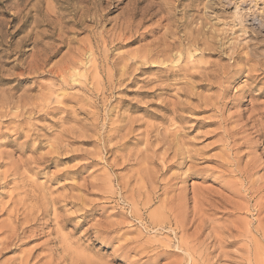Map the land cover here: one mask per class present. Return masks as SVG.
Wrapping results in <instances>:
<instances>
[{"label":"rangeland","instance_id":"rangeland-1","mask_svg":"<svg viewBox=\"0 0 264 264\" xmlns=\"http://www.w3.org/2000/svg\"><path fill=\"white\" fill-rule=\"evenodd\" d=\"M78 1L0 0V264H264V0Z\"/></svg>","mask_w":264,"mask_h":264},{"label":"bare ground","instance_id":"bare-ground-1","mask_svg":"<svg viewBox=\"0 0 264 264\" xmlns=\"http://www.w3.org/2000/svg\"><path fill=\"white\" fill-rule=\"evenodd\" d=\"M80 1V0H79ZM79 1H78V3H79ZM83 3L86 1V0H81ZM112 1L113 0H106V5H109V4H112ZM98 3V2H97ZM95 4V3H94ZM93 4V5H94ZM130 4V3H129ZM138 4H139V1L138 0H136V1H134L132 4H131V9H130V17L131 18H135L137 15H138V8H137V6H138ZM113 8V7H112ZM89 13H90V11L89 10H86V9H84V12H83V14L82 15H80V17L79 18H77V19H74L75 21H74V25H76V26H81L82 24H83V19L84 18H86V17H88V15H89ZM78 14V13H77ZM96 15V14H95ZM94 18V17H93ZM97 18V17H96ZM130 19V18H129ZM131 20V19H130ZM94 21V20H93ZM95 21H97V19L95 20ZM92 23H94V22H92ZM96 23V22H95Z\"/></svg>","mask_w":264,"mask_h":264}]
</instances>
